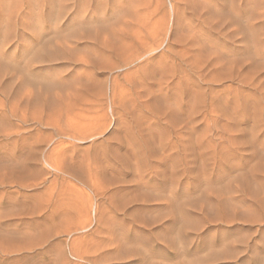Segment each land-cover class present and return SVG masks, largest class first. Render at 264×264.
<instances>
[{"label": "rangeland", "instance_id": "1", "mask_svg": "<svg viewBox=\"0 0 264 264\" xmlns=\"http://www.w3.org/2000/svg\"><path fill=\"white\" fill-rule=\"evenodd\" d=\"M0 264H264V0H0Z\"/></svg>", "mask_w": 264, "mask_h": 264}, {"label": "bare ground", "instance_id": "2", "mask_svg": "<svg viewBox=\"0 0 264 264\" xmlns=\"http://www.w3.org/2000/svg\"><path fill=\"white\" fill-rule=\"evenodd\" d=\"M127 58H128V57H127ZM128 62H129V61H128ZM120 63H121V62H120ZM131 63H132V62H131ZM131 63H130V64H131ZM58 134H59V135H60V134H63V132L59 130V131H58ZM68 134H69V133H68ZM63 135H65V133H64ZM66 137H70V135H69V136L67 135Z\"/></svg>", "mask_w": 264, "mask_h": 264}]
</instances>
